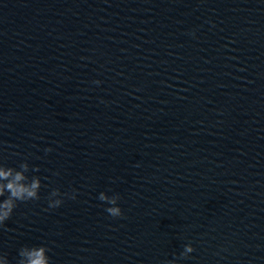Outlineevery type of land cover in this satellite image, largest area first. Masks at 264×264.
Here are the masks:
<instances>
[{"label":"clouds","instance_id":"9594fccd","mask_svg":"<svg viewBox=\"0 0 264 264\" xmlns=\"http://www.w3.org/2000/svg\"><path fill=\"white\" fill-rule=\"evenodd\" d=\"M96 83L99 82L97 81ZM46 151H51V149H47ZM28 171L29 165L26 162L20 164L19 170L0 164V197H5L7 193V197L0 200V227L12 216L18 202L39 199V190L41 188L40 178L37 176L29 178L26 175ZM33 171H38V169H33ZM58 195H61L58 189H54L50 193V208L59 207L63 203L62 199H52V197ZM63 195H67V193ZM70 198L75 199V194ZM118 199L119 197L117 195L108 197L101 193L99 196V200L111 205L105 210L114 218L123 215L121 208L117 205ZM48 251L49 249L43 245L22 247L19 250L20 259L17 261V264H50V258L46 255ZM193 251L194 249L190 244L185 245L184 252L181 255L186 257L188 253H192ZM6 264H9L8 260Z\"/></svg>","mask_w":264,"mask_h":264},{"label":"water","instance_id":"95a60500","mask_svg":"<svg viewBox=\"0 0 264 264\" xmlns=\"http://www.w3.org/2000/svg\"><path fill=\"white\" fill-rule=\"evenodd\" d=\"M109 1L111 0H0V43Z\"/></svg>","mask_w":264,"mask_h":264}]
</instances>
